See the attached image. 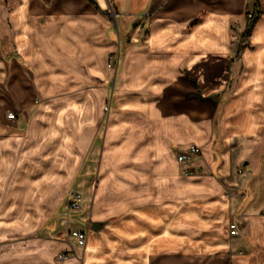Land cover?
<instances>
[{
    "label": "crops",
    "instance_id": "0c3cea01",
    "mask_svg": "<svg viewBox=\"0 0 264 264\" xmlns=\"http://www.w3.org/2000/svg\"><path fill=\"white\" fill-rule=\"evenodd\" d=\"M128 33L106 120L107 57L121 63ZM199 141L202 173L181 178L176 155ZM87 227L81 248L68 232ZM173 251L177 264H264V0H0V264H172Z\"/></svg>",
    "mask_w": 264,
    "mask_h": 264
},
{
    "label": "rangeland",
    "instance_id": "374dc122",
    "mask_svg": "<svg viewBox=\"0 0 264 264\" xmlns=\"http://www.w3.org/2000/svg\"><path fill=\"white\" fill-rule=\"evenodd\" d=\"M123 38L121 39V50H122V61H121V63L119 64V53H120V51H119V49L117 50V52L116 53H112V54H110L108 57H107V63H106V68L109 70V76H108V80L104 83V85L101 83V86L103 85V89H105V91L107 92V94L105 95V98H104V102H103V105H102V111H101V113L103 114V116L106 118V120L108 119V117L110 116V112H111V108L113 107V102H114V93H113V95H111V93H110V89H111V83H112V79L114 78V74H115V72H116V70L118 71V75H117V77H118V79H119V85H121V81L123 80V77H122V75H123V71H124V65H125V58H126V56H127V54H128V52L130 51L129 49H130V47H132V46H135L136 45V43L135 42H133L132 40H131V38H130V35H129V33L127 34V35H123L122 36ZM237 39H235V44H234V46L236 47H238L239 46V43H240V38L242 37V33H240V34H237ZM239 39V40H238ZM249 39V38H248ZM109 57H111V60L109 59ZM119 64V65H118ZM123 86V85H122ZM194 96H196V94H194V93H192V94H189L188 95V97H187V100L188 101H190V100H193V98H194ZM213 96L214 95H209V97H208V99L210 100V101H212L213 100ZM218 97V96H217ZM217 101V100H216ZM105 107H108V111L107 112H105L104 111V108ZM172 109V111H173V114L174 115H176V114H178L179 112H180V108H171ZM167 111V110H166ZM169 112V111H168ZM167 112V113H168ZM7 112H5V114H4V116L5 115H7L6 114ZM166 113V114H167ZM212 114H213V109H209V108H205L204 109V117H205V119H204V124H205V126L206 125H208V121L211 119V117H212ZM192 117L189 115L188 116V121L191 119ZM215 120L217 119V116L215 115ZM173 120V119H172ZM175 120V119H174ZM101 131H102V128H101ZM192 143V142H191ZM204 142H202V141H199V142H193L191 145H186V146H182L181 148H180V150H179V152H181V151H184V150H186L187 148H189V147H191V146H195V147H197L199 150H200V156H198V157H196L194 160H192L191 162H189V163H187V164H180V163H178L179 165H180V168H179V176L181 177V178H194V177H198V176H200L201 175V168H200V166H201V151H202V146L200 147V146H198V145H201V144H203ZM190 144V143H189ZM193 144H195V145H193ZM178 152V153H179ZM178 153H177V155H178ZM177 155H176V157H177ZM200 159V160H199ZM98 158H97V156H95V158L92 160V161H89L90 162V167H91V170H92V168H94V169H96L97 168V164H98ZM177 160V159H176ZM200 168V169H199ZM240 168H242V167H239L238 169H240ZM237 169V170H238ZM243 169V168H242ZM237 170H236V172H237ZM243 171H244V169H243ZM184 172H187V174L188 175H184ZM237 174V173H236ZM244 174H245V176H246V172L244 171ZM92 176V175H91ZM95 177L96 176H94L93 175V180H92V182H91V184H90V187H89V192H92V189L94 188V185H95ZM70 191H75V192H77L78 194H79V196H80V210H81V202H82V198H81V194H80V192H78L77 191V189H70L68 192H67V194L70 192ZM67 194H66V199H67ZM115 208L117 209V210H119L118 208H119V206H115ZM120 208H121V210H119V212H115L114 213V215H111V218H109V220H110V223L112 224L113 222H119L120 220H122V219H124V218H126L127 219V217H128V215H129V211H130V206L129 205H126V206H120ZM136 208H137V206H136ZM137 210V209H136ZM111 214H113V213H111ZM135 214H137V213H135ZM127 216V217H126ZM108 223V222H107ZM104 225V224H103ZM124 228L125 229H127V233H128V221H125L124 222ZM87 233H88V231H87ZM119 234V233H118ZM68 237H70L69 236V232H68ZM115 239L117 240V246L118 247H121V249L119 250V252H120V254L123 256V257H126L125 259H127V257H128V251H127V249L125 248V247H127L128 246V244H129V240H128V234H127V236L126 237H124L122 234L120 235V236H118V237H115ZM74 240V239H73ZM86 243V242H85ZM136 243H137V237H135V245H136ZM135 250H136V248H135ZM60 255H63L64 256V258L66 257V255L65 254H60ZM164 255H169V254H162V253H159V254H157V253H155V254H152V256L153 257H155L154 259H155V261H156V264H160V262H163V256ZM171 256H172V264H177L178 262H179V257H180V253H178V252H172L171 254H170ZM58 257V256H57ZM141 263H142V261H140ZM146 262V261H145ZM145 262H143V264H145ZM136 263H138V260H137V254H136V252H135V264Z\"/></svg>",
    "mask_w": 264,
    "mask_h": 264
},
{
    "label": "built area",
    "instance_id": "2783aa9c",
    "mask_svg": "<svg viewBox=\"0 0 264 264\" xmlns=\"http://www.w3.org/2000/svg\"><path fill=\"white\" fill-rule=\"evenodd\" d=\"M249 17H250V15H249ZM109 59L111 60V57H109ZM104 111L107 112L108 107H105ZM6 119L7 120H14L15 114L13 112H8L6 115ZM198 156H200V150L195 146H191V147L187 148L186 150L179 152L176 159H177V162L180 164H187V163L191 162L192 160H194ZM236 173L241 178L245 177V174H244V171L242 168L238 169ZM184 175H188L187 172H184ZM66 208H67V211L69 213L80 211V196L77 192L70 191L67 194ZM87 231H88V227L83 231L71 230V231H69V236L72 239H74L77 246L83 248L85 246V242H86V238H87ZM236 234H237V228H236L235 224H230L229 225V235L234 236ZM57 259L63 260L64 256L58 255Z\"/></svg>",
    "mask_w": 264,
    "mask_h": 264
},
{
    "label": "trees",
    "instance_id": "16d2710c",
    "mask_svg": "<svg viewBox=\"0 0 264 264\" xmlns=\"http://www.w3.org/2000/svg\"><path fill=\"white\" fill-rule=\"evenodd\" d=\"M88 1L90 2L91 0H88ZM249 15H250V17H249ZM259 16H260V12L258 11L256 6H253L250 11L247 10L245 12L246 23H245V27L242 31V37L240 38L238 51H241L245 47V44H246L248 38L250 37L251 32L253 30V27H254L257 19L259 18ZM134 26H135V24H134Z\"/></svg>",
    "mask_w": 264,
    "mask_h": 264
},
{
    "label": "water",
    "instance_id": "95a60500",
    "mask_svg": "<svg viewBox=\"0 0 264 264\" xmlns=\"http://www.w3.org/2000/svg\"><path fill=\"white\" fill-rule=\"evenodd\" d=\"M103 227V223H98V222H92L90 224V230L93 232H97Z\"/></svg>",
    "mask_w": 264,
    "mask_h": 264
}]
</instances>
